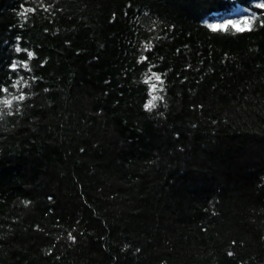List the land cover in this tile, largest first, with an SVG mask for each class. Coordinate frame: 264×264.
<instances>
[{
	"label": "trees",
	"instance_id": "trees-1",
	"mask_svg": "<svg viewBox=\"0 0 264 264\" xmlns=\"http://www.w3.org/2000/svg\"><path fill=\"white\" fill-rule=\"evenodd\" d=\"M258 5L0 0V264H264Z\"/></svg>",
	"mask_w": 264,
	"mask_h": 264
},
{
	"label": "snow or ice",
	"instance_id": "snow-or-ice-1",
	"mask_svg": "<svg viewBox=\"0 0 264 264\" xmlns=\"http://www.w3.org/2000/svg\"><path fill=\"white\" fill-rule=\"evenodd\" d=\"M258 7H261V8H264V5H258ZM31 11V10H29ZM243 26H241V23H236V24H233L231 25V27L233 29H235V31L237 32H243V31H250L251 30V22L249 20H245L242 22ZM228 25H213L211 26V31L213 32H217V31H221V30H227L228 29ZM147 48H150V45L146 46V49ZM29 56H31V53H28ZM142 59H147L146 57L142 58ZM150 79H155L156 81H160V83H162V81L160 80V77L159 75H156L155 73L152 74V77L151 78H148L146 79L144 82L145 83H149L150 82ZM151 90L153 92L156 91V85L155 84H151ZM2 91H5L7 92V89H2ZM20 100H23L24 99V96L21 95L19 97ZM157 99H160V97H157L155 95H153L151 97V100H149L145 105V110L146 111H150L152 108H154L156 105H155V101ZM3 105L8 107V108H11L12 107V101L11 100H3L2 101Z\"/></svg>",
	"mask_w": 264,
	"mask_h": 264
}]
</instances>
